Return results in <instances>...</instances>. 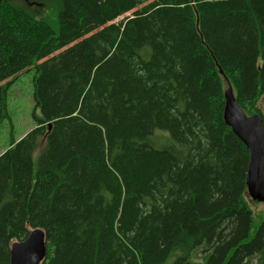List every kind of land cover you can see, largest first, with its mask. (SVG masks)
I'll return each instance as SVG.
<instances>
[{
	"label": "trees",
	"instance_id": "obj_1",
	"mask_svg": "<svg viewBox=\"0 0 264 264\" xmlns=\"http://www.w3.org/2000/svg\"><path fill=\"white\" fill-rule=\"evenodd\" d=\"M45 2H0V127L31 70L41 114L0 155V264L37 229L42 264H264L224 120L231 87L264 122V0Z\"/></svg>",
	"mask_w": 264,
	"mask_h": 264
},
{
	"label": "water",
	"instance_id": "obj_2",
	"mask_svg": "<svg viewBox=\"0 0 264 264\" xmlns=\"http://www.w3.org/2000/svg\"><path fill=\"white\" fill-rule=\"evenodd\" d=\"M6 0H0L3 2ZM25 2L35 0H22ZM225 123L250 151L247 172L248 194L254 201L264 203V122L259 115L248 116L238 105L230 87L225 93ZM51 129L52 124H49ZM43 230L32 231L23 242L13 243L11 264H42L46 256Z\"/></svg>",
	"mask_w": 264,
	"mask_h": 264
},
{
	"label": "rangeland",
	"instance_id": "obj_3",
	"mask_svg": "<svg viewBox=\"0 0 264 264\" xmlns=\"http://www.w3.org/2000/svg\"><path fill=\"white\" fill-rule=\"evenodd\" d=\"M46 0H38L31 5V10L38 19L52 20L54 16L53 7L47 5ZM49 4V3H48ZM122 20V17L117 21ZM34 70L20 74L15 82L9 87L7 93V107L10 119L5 120L0 127V155L10 146L12 138L21 139L36 127L34 115L40 116V111L36 110L34 100L33 79ZM259 107L264 114V96L259 102ZM246 201L252 211L256 221H264V203L254 201L251 196L246 195ZM260 226V224H258Z\"/></svg>",
	"mask_w": 264,
	"mask_h": 264
},
{
	"label": "bare ground",
	"instance_id": "obj_4",
	"mask_svg": "<svg viewBox=\"0 0 264 264\" xmlns=\"http://www.w3.org/2000/svg\"><path fill=\"white\" fill-rule=\"evenodd\" d=\"M36 1V0H35ZM35 1H30V2H28V4H32V2L35 4V3H37V2H35ZM33 4V5H34ZM246 114V113H245ZM247 115V114H246ZM255 115H257V114H255ZM248 116H250V115H248ZM251 116H253V115H251Z\"/></svg>",
	"mask_w": 264,
	"mask_h": 264
}]
</instances>
